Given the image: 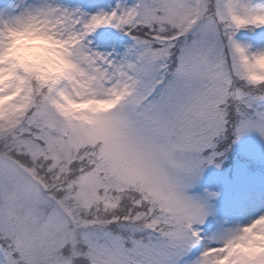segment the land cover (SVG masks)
<instances>
[{"label": "snow or ice", "instance_id": "snow-or-ice-1", "mask_svg": "<svg viewBox=\"0 0 264 264\" xmlns=\"http://www.w3.org/2000/svg\"><path fill=\"white\" fill-rule=\"evenodd\" d=\"M264 0H0V264H264Z\"/></svg>", "mask_w": 264, "mask_h": 264}, {"label": "rangeland", "instance_id": "rangeland-1", "mask_svg": "<svg viewBox=\"0 0 264 264\" xmlns=\"http://www.w3.org/2000/svg\"><path fill=\"white\" fill-rule=\"evenodd\" d=\"M240 150L250 151L257 156H264V142H261L258 138L245 139L240 145Z\"/></svg>", "mask_w": 264, "mask_h": 264}]
</instances>
